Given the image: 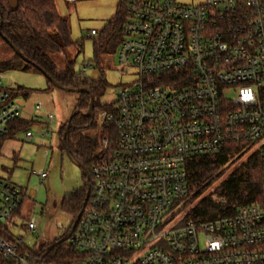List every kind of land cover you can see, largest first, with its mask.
Masks as SVG:
<instances>
[{"label":"built area","instance_id":"1","mask_svg":"<svg viewBox=\"0 0 264 264\" xmlns=\"http://www.w3.org/2000/svg\"><path fill=\"white\" fill-rule=\"evenodd\" d=\"M119 1L126 20L117 56L132 79L99 110L112 130L101 137L69 234L79 257L64 264H264V0ZM11 89L0 72V137L21 118ZM232 144L257 153L260 198L181 221L188 162ZM23 191L0 174V264H56L13 233ZM24 227L33 231L34 217Z\"/></svg>","mask_w":264,"mask_h":264},{"label":"rangeland","instance_id":"2","mask_svg":"<svg viewBox=\"0 0 264 264\" xmlns=\"http://www.w3.org/2000/svg\"><path fill=\"white\" fill-rule=\"evenodd\" d=\"M118 1L54 0L58 13L68 22L72 44L65 52L52 54L51 58L60 71L67 62L72 63L77 81L88 84L105 81L104 90L97 100L102 106L112 103L117 97L119 87L132 79L118 61V44L111 43L105 52L94 56L93 45L115 13ZM180 1L188 4L202 0ZM91 30L95 34H91ZM3 85L14 89L21 86L29 91L28 97L17 95L16 101L21 105V118L30 121L28 129L34 137L26 141L25 130H19L4 140L0 148V174L8 175L12 182L24 190L21 215L15 220L13 233L21 236L24 244L35 253L42 245L52 243L68 233L73 216L62 204L73 192L80 191L85 186L83 170L68 157L60 140V129L74 112L79 93L51 86L40 73L18 69L3 73ZM36 104L41 105L38 114L34 112ZM99 110L95 111V128L88 133L96 137L98 146L104 128L109 127L101 122ZM48 114H52L53 119L46 128ZM46 130L50 134L41 137L40 133ZM253 153V149H241L231 157L219 177L206 186L189 207L212 192ZM41 172L46 173L44 178L40 177ZM185 212L186 210L179 213V217H183ZM30 217L35 219L33 231L21 228ZM67 242L69 243L68 240Z\"/></svg>","mask_w":264,"mask_h":264},{"label":"trees","instance_id":"3","mask_svg":"<svg viewBox=\"0 0 264 264\" xmlns=\"http://www.w3.org/2000/svg\"><path fill=\"white\" fill-rule=\"evenodd\" d=\"M125 20L126 8L118 1L115 13L107 21L93 45L95 57L105 52L111 43L118 45L121 43V28ZM71 44L68 22L58 13L54 0H17V7L14 10L10 8L9 0H0V72L18 69L42 74L41 72L44 71L62 88L87 89V92L78 95L76 108L70 115L64 144L62 135L67 121L60 129V140L62 149L68 157L75 163L83 164L87 174H90V166L97 159L99 146L96 137L88 133L96 125L95 111L101 108L108 109L110 104L102 106L97 101L104 90L105 81L99 80L89 84L77 81L70 62H67L63 70H58L51 55L65 52ZM49 84L53 86L50 82ZM11 91L13 95H21L24 98L29 95V91L21 86ZM90 96L94 101L92 115L88 116L84 113L88 109ZM29 126L30 121L23 118L16 119L12 125L11 135L19 130H26ZM107 130L112 128H104V132ZM8 136L0 137V148ZM241 149V146L232 144L222 151L196 157L188 162L186 169L189 195L181 201L178 208L179 213L186 210L181 221L206 220L227 215L232 213L237 205L260 198L261 168L257 153H253L244 163L230 172L212 192L189 207L193 199L219 177L221 171L228 166L229 159ZM83 175L85 179L84 171ZM85 186L82 190L73 192L62 204L63 208L72 214L73 221L83 209ZM70 232L71 227L68 233L62 236L66 239L47 253L48 244H44L33 254L42 257L43 262L56 264L68 263L79 257L78 252L67 242Z\"/></svg>","mask_w":264,"mask_h":264},{"label":"water","instance_id":"4","mask_svg":"<svg viewBox=\"0 0 264 264\" xmlns=\"http://www.w3.org/2000/svg\"><path fill=\"white\" fill-rule=\"evenodd\" d=\"M9 5H10V8L12 10L16 9L17 7V0H9ZM15 52L17 54H19V52L15 49ZM42 75H44V77H46V79L56 88H61V89H64L65 91H74V92H77V93H81V92H87V89L86 88H75V89H71V88H62L57 82H55L50 76H48L44 71L41 72ZM93 97L90 96V102H89V106H88V109L87 111L84 113L85 115H88V116H91L92 115V107H93ZM70 118H68L67 122H66V126H65V130H64V133L62 135V143L64 144V140H65V136L68 132V129H69V121H70ZM75 163V162H74ZM77 166H79L85 173L86 177H85V182H86V192H85V197H84V201H83V206L87 200V197H88V193H89V184H88V175H87V172H86V169H85V166L83 164H80V163H75ZM80 214H81V211L77 214L76 216V219L73 221L72 223V226H71V231L74 229V227L76 226V223L78 221V218L80 217ZM66 237H60L59 239L53 241L52 243H50L47 248H46V253L51 250L56 244H58L59 242H62L63 240H65Z\"/></svg>","mask_w":264,"mask_h":264},{"label":"flooded vegetation","instance_id":"5","mask_svg":"<svg viewBox=\"0 0 264 264\" xmlns=\"http://www.w3.org/2000/svg\"><path fill=\"white\" fill-rule=\"evenodd\" d=\"M85 184H86V182H85ZM85 187H86V186H85ZM49 244H50V243H49ZM49 244H48V245H49Z\"/></svg>","mask_w":264,"mask_h":264},{"label":"crops","instance_id":"6","mask_svg":"<svg viewBox=\"0 0 264 264\" xmlns=\"http://www.w3.org/2000/svg\"><path fill=\"white\" fill-rule=\"evenodd\" d=\"M24 119V118H23Z\"/></svg>","mask_w":264,"mask_h":264}]
</instances>
